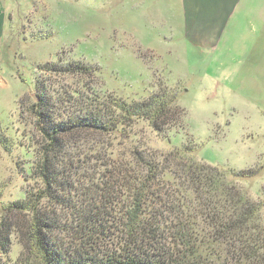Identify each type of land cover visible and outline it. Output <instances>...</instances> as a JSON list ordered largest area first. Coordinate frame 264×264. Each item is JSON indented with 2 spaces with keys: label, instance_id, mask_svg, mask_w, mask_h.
Segmentation results:
<instances>
[{
  "label": "rangeland",
  "instance_id": "obj_1",
  "mask_svg": "<svg viewBox=\"0 0 264 264\" xmlns=\"http://www.w3.org/2000/svg\"><path fill=\"white\" fill-rule=\"evenodd\" d=\"M73 61L94 71L55 76L37 68ZM36 76L50 78L55 93L67 87L127 102L172 100L160 131L134 119L118 137L70 134L60 155H80L71 173H94L109 158L134 173L136 151L161 163L156 187L176 203L190 186L185 169L196 162L252 170L234 181L264 201V0H0V223L11 224L1 264L21 262L25 218L4 207L36 186L31 176L46 144L30 112ZM184 147V158L173 155Z\"/></svg>",
  "mask_w": 264,
  "mask_h": 264
},
{
  "label": "trees",
  "instance_id": "obj_2",
  "mask_svg": "<svg viewBox=\"0 0 264 264\" xmlns=\"http://www.w3.org/2000/svg\"><path fill=\"white\" fill-rule=\"evenodd\" d=\"M37 68L55 76L94 71L77 61ZM51 86L50 78L36 76L30 112L46 140L31 176L36 186L4 207L25 218L20 264H264V201L254 202L234 181L254 176L252 170L192 163L185 175L193 201L187 202L185 187L184 201L176 203L174 194L166 198L156 187L164 177L161 163L140 152L134 173L113 158L100 161L94 173L70 172L80 155L61 160L64 139L77 131L118 137L134 119L160 131L171 99L157 94L127 102L67 87L55 93ZM187 154L186 147L173 151ZM10 230L8 221L0 223L2 254Z\"/></svg>",
  "mask_w": 264,
  "mask_h": 264
},
{
  "label": "crops",
  "instance_id": "obj_3",
  "mask_svg": "<svg viewBox=\"0 0 264 264\" xmlns=\"http://www.w3.org/2000/svg\"><path fill=\"white\" fill-rule=\"evenodd\" d=\"M184 11H186V13H187V10H186V9H184ZM194 14H195V13H194ZM188 15H189V12H188ZM194 16H195V15H194ZM194 16H193V17H194ZM230 17H231V16H230ZM188 19H190V18H188ZM186 23H187V21H186ZM188 24H189V23H188ZM190 28H191L190 25H187V30H190ZM195 32H196V31H195ZM209 40H210V39H209ZM209 40H208V41H209Z\"/></svg>",
  "mask_w": 264,
  "mask_h": 264
}]
</instances>
